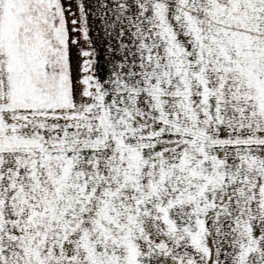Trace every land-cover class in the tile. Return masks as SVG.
<instances>
[{"label": "snow or ice", "instance_id": "1", "mask_svg": "<svg viewBox=\"0 0 264 264\" xmlns=\"http://www.w3.org/2000/svg\"><path fill=\"white\" fill-rule=\"evenodd\" d=\"M0 264H264V0H0Z\"/></svg>", "mask_w": 264, "mask_h": 264}]
</instances>
